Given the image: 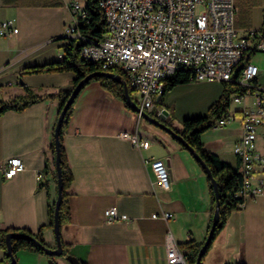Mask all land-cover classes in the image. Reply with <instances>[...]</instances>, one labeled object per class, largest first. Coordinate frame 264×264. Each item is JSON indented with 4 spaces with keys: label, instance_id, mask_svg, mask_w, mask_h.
I'll use <instances>...</instances> for the list:
<instances>
[{
    "label": "crops",
    "instance_id": "1",
    "mask_svg": "<svg viewBox=\"0 0 264 264\" xmlns=\"http://www.w3.org/2000/svg\"><path fill=\"white\" fill-rule=\"evenodd\" d=\"M69 0H0V23L12 21L17 33L0 36V100L25 94L56 93L72 87L71 72L18 75L27 65L58 60L67 40L65 28L74 25L66 7ZM234 29L247 37L252 52L245 61L258 68L255 84L264 93V0H233ZM70 19V20H69ZM223 90L222 82L192 81L175 86L148 113L152 117L167 111L164 124L179 131L185 118L204 115ZM232 105V104H231ZM230 111L253 108L246 96ZM264 108V99H263ZM58 101L40 100L22 111L0 114V230L27 229L42 236L49 248L56 247L53 228L48 226V208L57 195L53 129ZM107 92L97 81L89 82L74 100L62 144L72 172L68 205L70 221L60 228L65 255L53 257L55 264H70L71 256L84 264H167L165 245L169 233L186 255L183 243L205 241L212 219L211 195L202 167L168 133L149 122ZM136 133L148 140L145 150L134 148L120 133ZM242 134L236 118L223 127L201 134L204 148L238 169L235 143ZM257 151L264 158V124L257 131ZM20 158L24 169L4 178L6 162ZM149 162L163 160L170 186L155 182ZM44 178L37 181L38 173ZM264 180V165L259 175ZM114 208L126 220H107L106 209ZM171 213L170 219L152 218ZM16 264H49L50 258L19 250ZM264 264V191L247 199L241 210L229 216L215 237L201 264ZM0 263L9 264L0 248Z\"/></svg>",
    "mask_w": 264,
    "mask_h": 264
},
{
    "label": "built area",
    "instance_id": "2",
    "mask_svg": "<svg viewBox=\"0 0 264 264\" xmlns=\"http://www.w3.org/2000/svg\"><path fill=\"white\" fill-rule=\"evenodd\" d=\"M74 18V25L67 26V37H78L77 23H82L88 13L80 0L65 2ZM106 30L98 43L82 47L80 57L97 63L103 70L120 71L128 82L131 98L141 110L149 113L165 90L166 80L179 68L191 69L193 81H229L237 69V82L249 90L243 95H233L231 103H241L246 96L253 99V108L238 112L229 110L214 123L223 127L240 120L242 134L233 151L239 161L238 171L242 184L238 192L245 201L264 191V180L259 176L264 158L257 151L258 129L264 124V93L259 91L255 79L258 68L243 61L249 48L248 38L239 37L234 29L236 7L233 0H99ZM17 33L12 21L0 23V36ZM264 50V41L257 45ZM137 97H133L132 93ZM138 118L141 117L136 113ZM138 150H145L149 141L136 133H120ZM150 171L159 187L170 186L167 166L163 160L149 162ZM24 169L20 158L8 159L4 178L10 179ZM44 174L38 173L37 181ZM240 207L243 204H239ZM107 220H126L114 208L106 209ZM152 218L170 219L171 213L153 214ZM166 263L187 264L186 256L177 248L171 235L165 239Z\"/></svg>",
    "mask_w": 264,
    "mask_h": 264
},
{
    "label": "trees",
    "instance_id": "3",
    "mask_svg": "<svg viewBox=\"0 0 264 264\" xmlns=\"http://www.w3.org/2000/svg\"><path fill=\"white\" fill-rule=\"evenodd\" d=\"M80 1L83 2L84 7L88 13V17L82 23H77L76 32L78 34V37L67 38L65 44L62 46L63 51L61 58L58 60L44 62L42 64L27 65L22 67L18 72V75L20 77L22 75L38 74V73L71 72L74 74V78L71 81L72 87L70 89L59 90L56 93L45 94V95H36L30 89L25 88V94L22 96H16L8 100H0V114H2L7 110H13L19 112L24 110L29 105L36 103L40 100L51 99L58 101V106H59L58 115H59L72 89L81 79H83L86 75L96 71H106L103 70L97 63L87 61L80 57V51L82 47L89 44L98 43L104 37L106 30L104 15L98 5L99 0H80ZM260 30L261 32L264 33V22ZM248 52L251 53L252 50L247 49V54L250 55V53ZM244 60L245 57L243 58V61ZM108 71L122 76V78L127 83L128 91L131 95L130 87L124 75L120 71H116L113 69H110ZM238 77H239V72L234 73L229 81L222 82L223 90L219 98L209 106L207 112L204 115L192 117V118H185L181 122V129L179 131L173 130L179 135H181L182 138L187 142V144L195 151V153H197V155L206 165L212 178L217 183L219 221L215 227V231L213 233L211 243L213 242L215 237L223 230L231 213L236 210H241L242 207H240L239 204H244L245 200L241 196H238V192L242 184V176L239 173L238 169L233 168L228 163L220 160V158L216 154L207 151L204 148L200 137L202 133L214 127V123L217 119H219L222 115L228 112L233 95H243L249 90V88L243 87L237 82ZM193 79H194V74L191 69L184 67L177 69L166 80L165 90L163 94L159 97V99L156 101V104L160 105L163 96L168 91L172 90L175 86L192 82ZM91 81L99 82L100 85L103 87V89H105L113 96L121 99L125 103L126 107H128L124 100L123 87L120 82L115 81L108 77H104L102 75H97L94 76L92 79H90L86 84H84L82 89ZM73 104L74 102L69 106V108L64 114V118L61 122L60 134H59V142H60L59 168H60V178H61V199L58 209V223L60 228L70 221L68 196H69V188L73 180V176L67 160L65 149L62 144V133L70 119L73 109ZM51 149L53 152L55 151L54 129H53V140L51 144ZM54 159H55V154H54ZM205 175L209 185V191L211 195V211L213 214L215 209L214 192L210 184L209 177L207 176L206 173ZM54 204L55 201H53V203H51V205H49L48 208V213H49L48 226L51 228H53ZM211 223H212V219L210 221L208 231L211 226ZM42 231H43V227H41L36 233H33L27 229H18L11 227L0 230V248L3 250L5 261L9 263L10 258H13L15 262L14 264H16L17 263L16 253L19 250L37 252L45 255L48 258H51L42 249V246L48 247L43 240ZM7 234L15 235L14 237L11 238L10 255L7 253L6 244H5V236ZM19 234H25L28 236V238H21L17 236ZM60 242L63 248L64 243L61 241V238H60ZM203 243L204 242L197 244L193 240H188L185 243H183V247L185 248V252H186L185 256H186L187 264L196 263L197 253L201 248V246L203 245ZM211 243L207 247L206 251L209 249ZM63 254L65 255L64 251ZM78 262L80 264H84L80 261ZM199 264H201V261L199 262ZM233 264H244V263L237 262Z\"/></svg>",
    "mask_w": 264,
    "mask_h": 264
},
{
    "label": "water",
    "instance_id": "4",
    "mask_svg": "<svg viewBox=\"0 0 264 264\" xmlns=\"http://www.w3.org/2000/svg\"><path fill=\"white\" fill-rule=\"evenodd\" d=\"M244 62H246V61H244ZM241 67H242V65L238 67L237 73L241 70ZM97 75H102L104 77H108V78H111L115 81L120 82L122 84V87H123L124 100H125L127 106L132 111H134L135 113H139L141 115V117H143L147 122H149L150 124L155 125V126L159 127L160 129L164 130L174 140L179 142L191 154V156L199 163V165L204 169L205 173L209 177L210 184L213 188L214 197H215V209H214V212L212 215V223H211V226H210L209 231L207 233V236L205 238V241L197 253L195 264H199V262L201 261L202 256L204 255L207 247L209 246V244L212 241V237H213V233L215 231V227L219 221V203H218L217 183L212 178L209 170L207 169L206 165L203 163L201 158L187 144V142L182 138V136L179 135L178 133H176L175 131H173V129H171L169 126H167L166 124L163 123V121L165 120V117L167 115V111L163 110L161 112V114L157 115L156 117H152L148 113H146L145 111L141 110L140 107L131 98V95L128 91L127 83L122 78V76L119 74L110 72V71H96V72H93V73L86 75L83 79H81L72 89V91H71L68 99L66 100L65 104L63 105V108L61 109V111L57 117L56 123H55V127H54L55 159L54 160H55L56 175H57V180H56L57 181V197H56L55 204H54L53 232H54V236H55L56 247L55 248H49V247H43L42 246L43 251L51 257L49 264H55L53 262L52 258L56 257V256H60L63 254V248H62V245L60 242V226L58 223V209H59V204H60V199H61V178H60V168H59V144H60L59 134H60V129H61V122L64 118L65 112L67 111L69 106L74 102L75 98L77 97V95L81 91L84 84H86L90 79H92L94 76H97ZM158 99H156V100H158ZM14 236H15L14 234H7L5 236L6 250H7V253L9 255L11 254V238ZM17 236H19L21 238H28V236L25 234H19ZM67 260L69 261L70 264H80L78 262V260H76L75 258H73L71 256H67ZM14 263L15 262H14L13 258H10L9 264H14Z\"/></svg>",
    "mask_w": 264,
    "mask_h": 264
},
{
    "label": "rangeland",
    "instance_id": "5",
    "mask_svg": "<svg viewBox=\"0 0 264 264\" xmlns=\"http://www.w3.org/2000/svg\"><path fill=\"white\" fill-rule=\"evenodd\" d=\"M69 20H70V19H69ZM63 36L66 37L67 34L65 33ZM132 96H133L134 98L137 97V96H136V93H134V92L132 93ZM236 104H237V103H232L231 108L233 109L234 107H236ZM142 123H145V124H146L145 120H142Z\"/></svg>",
    "mask_w": 264,
    "mask_h": 264
}]
</instances>
